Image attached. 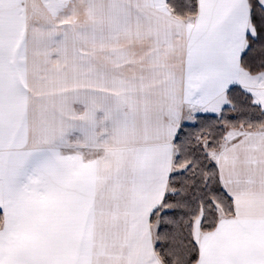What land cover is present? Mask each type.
Segmentation results:
<instances>
[{
    "label": "crops",
    "instance_id": "obj_1",
    "mask_svg": "<svg viewBox=\"0 0 264 264\" xmlns=\"http://www.w3.org/2000/svg\"><path fill=\"white\" fill-rule=\"evenodd\" d=\"M196 1L180 19L167 0H81L63 91L0 37V264H162L150 218L180 125L217 115L232 87L264 112V71L240 64L248 0ZM209 156L234 214L194 225L195 264H264V126L231 130Z\"/></svg>",
    "mask_w": 264,
    "mask_h": 264
},
{
    "label": "trees",
    "instance_id": "obj_2",
    "mask_svg": "<svg viewBox=\"0 0 264 264\" xmlns=\"http://www.w3.org/2000/svg\"><path fill=\"white\" fill-rule=\"evenodd\" d=\"M248 2L255 34L246 36L240 64L248 73L256 74L264 71V11L258 0ZM167 4L180 19L197 13L196 0H167ZM226 99L219 115H197L192 123L184 122L178 129L168 191L150 218L155 252L162 264H195L198 247L193 221L200 216V231L210 232L221 216L234 214L232 200L222 188L209 153L220 148L227 129L255 131L264 126V112L239 87L229 89ZM3 219L0 211V229Z\"/></svg>",
    "mask_w": 264,
    "mask_h": 264
},
{
    "label": "rangeland",
    "instance_id": "obj_3",
    "mask_svg": "<svg viewBox=\"0 0 264 264\" xmlns=\"http://www.w3.org/2000/svg\"><path fill=\"white\" fill-rule=\"evenodd\" d=\"M80 1L0 0V21H2L0 22V37L5 36L4 38L9 41L11 46H18L21 51H27L29 56L34 57L33 69L36 76L39 75L42 80L52 83L49 88L53 90L63 91L65 89L64 78L67 71L64 69V56L60 53L63 50L60 49L70 45L73 47L77 45L79 48L80 45L83 10ZM88 3L90 9L93 10L91 0ZM5 19L7 21H4ZM53 51L57 53L53 54ZM76 56L79 57L80 54H76ZM76 56L74 54V57ZM53 57H57L54 65L51 62ZM74 62L77 61L74 60ZM74 69L72 77L75 84L76 77H78L76 72L79 74V70ZM78 88L79 86H73L74 94L78 93L75 92ZM46 120L48 121V119ZM193 121L194 117H190L186 118L184 122L192 123ZM231 130L236 129H227L226 134ZM237 131L243 132L244 130L238 129ZM237 133L235 132V134ZM200 219L199 216L193 221L192 229H194V225L197 228Z\"/></svg>",
    "mask_w": 264,
    "mask_h": 264
}]
</instances>
